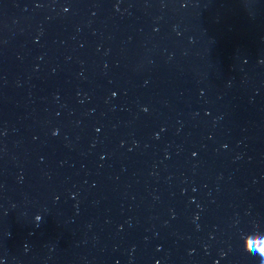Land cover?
I'll return each instance as SVG.
<instances>
[{
  "label": "clouds",
  "instance_id": "1",
  "mask_svg": "<svg viewBox=\"0 0 264 264\" xmlns=\"http://www.w3.org/2000/svg\"><path fill=\"white\" fill-rule=\"evenodd\" d=\"M40 216L36 217V220L39 221ZM244 251L250 255L258 254L261 258V264H264V236H261L259 239H256L253 235L248 234L246 242L243 240Z\"/></svg>",
  "mask_w": 264,
  "mask_h": 264
}]
</instances>
